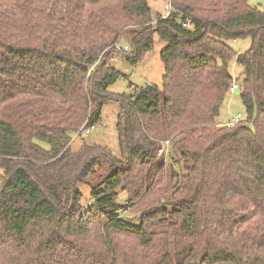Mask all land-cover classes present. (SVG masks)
Segmentation results:
<instances>
[{"label":"trees","instance_id":"trees-1","mask_svg":"<svg viewBox=\"0 0 264 264\" xmlns=\"http://www.w3.org/2000/svg\"><path fill=\"white\" fill-rule=\"evenodd\" d=\"M166 1L153 23L148 0H0V264H264V10ZM154 37L161 88L108 93L109 58L136 65ZM231 62L245 117L219 127ZM111 99L121 158L73 153Z\"/></svg>","mask_w":264,"mask_h":264},{"label":"rangeland","instance_id":"rangeland-1","mask_svg":"<svg viewBox=\"0 0 264 264\" xmlns=\"http://www.w3.org/2000/svg\"><path fill=\"white\" fill-rule=\"evenodd\" d=\"M148 3L152 12L153 23L155 22V15L162 14L164 12V5L166 0H148ZM249 5L253 8H257L260 11L264 10V0H249ZM233 52L236 54H243L250 46V40H237L228 41L226 43ZM164 43L159 41L157 37H154V45L151 52L147 53L143 60L136 65H131L125 62L121 56L116 54L117 61L111 59L108 61L122 77L118 79L113 85L108 88V93L117 96H129L135 93L136 90L146 86L155 85L159 88L162 86L164 76V66L160 59V53L164 48ZM111 58V57H110ZM109 58V59H110ZM229 72L235 81L239 89V82L237 80L242 76L243 70L239 68L234 62L229 64ZM117 113L118 104L115 99L106 100L101 107L100 121L94 126V129L87 134L76 133L71 138L70 149L73 153L78 152L82 145H90L101 147L106 150L110 156L114 159L121 158V149L117 134ZM239 116V121L244 120L245 114L243 111L242 103L240 100V93L238 90L229 94L226 98L224 105L220 110V116L217 120L219 127L225 126L227 123H231ZM232 120V121H231ZM80 135V136H79ZM47 149L46 146H43ZM166 166L169 164L167 154H163ZM81 193L80 203L84 205L87 202L90 194V188L85 185L79 186ZM125 195L122 193L119 196V202L125 201ZM127 219H133L132 215H126ZM245 218L239 217L236 221H241Z\"/></svg>","mask_w":264,"mask_h":264},{"label":"built area","instance_id":"built-area-1","mask_svg":"<svg viewBox=\"0 0 264 264\" xmlns=\"http://www.w3.org/2000/svg\"><path fill=\"white\" fill-rule=\"evenodd\" d=\"M171 11H172V8H171V6H170V4L169 3H166L165 5H164V12H163V16H162V18L163 19H165V18H167L168 17V15L171 13ZM183 27L184 28H189V25H183ZM117 50L118 51H122V52H127L128 50H127V48L126 47H123V48H118V46H117ZM114 58V60H116L117 61V57L114 55V56H112L108 61H110L111 59H113ZM108 61L106 62V67H110V65H109V63H108ZM93 67L91 68V71H93ZM236 90H238V86L236 85V83L234 82L233 84H232V86H231V88H230V90H229V94H231V93H233L234 91H236ZM239 116L237 117V118H235V119H232L231 121V123H227L225 126L226 127H231V126H233L234 124H236L237 122H239ZM94 129V127H88V128H83V129H81L78 133H80L81 135L82 134H87V133H89L91 130H93ZM77 133V134H78ZM167 147H168V142L167 141H165L164 143H162V146H161V148L158 150V156H161V155H163V154H167Z\"/></svg>","mask_w":264,"mask_h":264}]
</instances>
